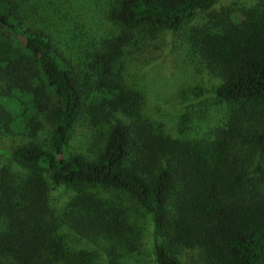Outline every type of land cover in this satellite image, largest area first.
<instances>
[{"label": "trees", "instance_id": "trees-1", "mask_svg": "<svg viewBox=\"0 0 264 264\" xmlns=\"http://www.w3.org/2000/svg\"><path fill=\"white\" fill-rule=\"evenodd\" d=\"M217 2L111 0L102 36L86 19L93 0H0V133L23 137L0 147L17 165L0 167V264H93L98 250L121 264L140 229L92 187L149 214L157 264H181L179 250L197 264H264V0L235 11ZM184 34L228 105L209 140L153 130L141 95L113 78L122 63L136 74L165 63L172 75ZM82 119L109 123L93 156L68 148ZM42 127L45 145L34 139ZM59 185L74 193L57 212L48 190Z\"/></svg>", "mask_w": 264, "mask_h": 264}, {"label": "rangeland", "instance_id": "rangeland-1", "mask_svg": "<svg viewBox=\"0 0 264 264\" xmlns=\"http://www.w3.org/2000/svg\"><path fill=\"white\" fill-rule=\"evenodd\" d=\"M110 1L93 0V13L90 18L88 14L86 16L88 25H96L102 36H106L109 30L102 13ZM258 2L259 0H218L214 9L235 11L240 8L256 7ZM82 32L83 29H76V34L81 35ZM84 35L83 32L82 37ZM70 39V45L78 48L79 40L75 37ZM96 41L97 39H94L93 44H96ZM178 42L181 51L179 56L173 58L172 75L170 67L165 63H154L139 74L132 71L131 65L122 63L112 68L113 78L126 90L130 92L133 90L141 95L140 121L148 124L153 130L178 140L191 141L201 138L209 140L215 128L223 125L228 114V105L216 96L215 87L219 80L205 70L199 55L191 45L189 35L184 34ZM112 115L125 120L119 112H113ZM108 124L104 119L96 124L79 120L68 141L69 150L93 156L103 145ZM46 133L47 128L42 127L37 131L34 139L45 145ZM22 140L23 137L16 134L0 133V147L3 148L16 145ZM8 166L11 167V171L17 169L16 164L0 158V167ZM86 190L98 198L122 206L127 213L132 214V220L140 229L138 241L134 243L133 250L128 256L121 259V264H157L153 255V232L149 214L123 192L100 187L86 188ZM73 193L74 189L69 186H51L48 190V199L55 210L60 212ZM78 246L96 254L95 250L84 243ZM175 257L181 264H197L195 256L187 257L186 253L180 250L175 253ZM94 258L93 264H103L107 260L104 251L99 250Z\"/></svg>", "mask_w": 264, "mask_h": 264}]
</instances>
